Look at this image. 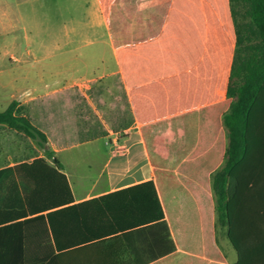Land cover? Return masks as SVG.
Wrapping results in <instances>:
<instances>
[{
  "label": "crops",
  "instance_id": "0c3cea01",
  "mask_svg": "<svg viewBox=\"0 0 264 264\" xmlns=\"http://www.w3.org/2000/svg\"><path fill=\"white\" fill-rule=\"evenodd\" d=\"M222 1L209 7L208 0H0V36L20 31L26 40L20 49L2 46L10 66L0 74L7 72L13 91L8 107L19 103L21 115L47 134L71 191L66 202L62 189L45 191L31 210L27 198L37 185L17 167L44 151L0 125V211L13 214L0 224V264H156L172 255L206 264L199 221L191 246L190 233L170 214L178 193L192 194L135 187L153 181L137 117L150 124L186 115L155 125L153 133L177 121L182 130L216 125V112L201 109L226 98L235 47ZM50 6L55 26L43 22ZM82 138L106 140L112 150L103 186L77 192L58 154ZM198 140L203 148V131ZM160 201L178 250L154 229Z\"/></svg>",
  "mask_w": 264,
  "mask_h": 264
},
{
  "label": "trees",
  "instance_id": "16d2710c",
  "mask_svg": "<svg viewBox=\"0 0 264 264\" xmlns=\"http://www.w3.org/2000/svg\"><path fill=\"white\" fill-rule=\"evenodd\" d=\"M217 1L208 0V6ZM220 6L233 21L235 48L229 77L225 81L226 98L201 109L216 112V125L200 126V134L203 131L205 136L203 148L197 144L200 155L192 156L184 163H174L169 168L158 163L148 152L153 181L135 187L158 190L161 195L177 193L183 188L192 194L199 209L206 264H225V257L217 247V233L221 228L226 229V237L236 252L235 264H264V0H226ZM209 7L208 12H211ZM21 112L19 103H11L6 111L0 112V125L31 139L44 151L45 157L17 167L37 185L27 198V204L34 211V206L45 199L46 192L48 196L54 195L55 189L57 193L62 189L66 202L71 191L63 174V165L54 158L47 134ZM165 121L145 124L137 117L146 146L153 137V127ZM213 136L217 138L212 139ZM215 139L221 145L225 140L223 156L211 149ZM190 151L188 147L185 153ZM11 215L12 212L0 211V224L6 223ZM165 216L160 201L154 229H160L161 238L165 231L170 247L178 250ZM178 256L172 255L156 264H205L203 260L189 261L188 257Z\"/></svg>",
  "mask_w": 264,
  "mask_h": 264
},
{
  "label": "rangeland",
  "instance_id": "374dc122",
  "mask_svg": "<svg viewBox=\"0 0 264 264\" xmlns=\"http://www.w3.org/2000/svg\"><path fill=\"white\" fill-rule=\"evenodd\" d=\"M50 4V3H49ZM52 8V6H50ZM47 17L43 19L44 24L52 23L56 25V14L53 10H46ZM18 31V30H17ZM10 33V31H9ZM14 44L15 46L23 47L26 43L23 35L20 31L15 35H1L0 36V70L7 69L9 64V58L3 57L6 53L2 50L3 45ZM68 54L57 57L58 60L67 59ZM55 59V58H54ZM9 78L7 72L0 74V112H4L8 108L9 99L13 91L8 85ZM194 116L186 117L187 121H191ZM181 121L174 122L172 124L157 126L153 133L151 143L148 144V152L158 162L171 168L174 162L181 158L192 156L198 157V138L200 137V125L197 129L190 125L186 129H181ZM78 131V130H77ZM75 134V132H73ZM72 133V134H73ZM61 142L68 141L60 137ZM80 144L76 148L61 149L58 156L64 163L68 174L71 177L74 188L81 191L84 188H88L93 184L98 187H102L105 182V178H100L102 171L107 167V163L111 157L110 146L107 145L106 140H101L95 143L80 139ZM78 142V143H79ZM151 144V145H150ZM218 155L223 156V150L225 148V140L223 144L216 142L212 145ZM39 147V146H38ZM190 147L191 151L185 150ZM40 148V147H39ZM41 149V148H40ZM195 154V155H192ZM185 155V156H184ZM200 155V154H199ZM3 165H0V167ZM8 166V165H5ZM6 184V181H5ZM171 218L177 223V225L183 226L185 232L190 233L189 239H185V243L191 246L195 245L197 223L199 221V213L196 210L195 202L192 195L178 193L177 198L169 206ZM191 226H184L190 225ZM217 247L225 257V264H233L237 260V255L231 244L226 237V229H220L217 233Z\"/></svg>",
  "mask_w": 264,
  "mask_h": 264
}]
</instances>
